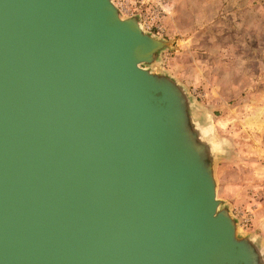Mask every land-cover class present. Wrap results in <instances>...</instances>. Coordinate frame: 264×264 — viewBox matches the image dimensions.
Returning a JSON list of instances; mask_svg holds the SVG:
<instances>
[{
    "label": "water",
    "instance_id": "1",
    "mask_svg": "<svg viewBox=\"0 0 264 264\" xmlns=\"http://www.w3.org/2000/svg\"><path fill=\"white\" fill-rule=\"evenodd\" d=\"M168 46L113 0H0V264H264L189 94L148 69Z\"/></svg>",
    "mask_w": 264,
    "mask_h": 264
},
{
    "label": "rangeland",
    "instance_id": "2",
    "mask_svg": "<svg viewBox=\"0 0 264 264\" xmlns=\"http://www.w3.org/2000/svg\"><path fill=\"white\" fill-rule=\"evenodd\" d=\"M113 1L169 43L148 69L189 94L217 198L264 254V0Z\"/></svg>",
    "mask_w": 264,
    "mask_h": 264
},
{
    "label": "bare ground",
    "instance_id": "3",
    "mask_svg": "<svg viewBox=\"0 0 264 264\" xmlns=\"http://www.w3.org/2000/svg\"><path fill=\"white\" fill-rule=\"evenodd\" d=\"M65 21H67V22H69L66 18H64V17H62ZM72 25V26H71ZM71 25H68V27L70 28V29H72V27L74 28L75 27V24L74 23H71ZM76 28V27H75ZM74 28V29H75ZM74 71V74H76V75H78L79 74V72H78V70L77 69H73ZM69 82L71 83V84H73V85H75V90H76V92L79 94V96L85 101V102H88L89 103V106H90V108H91V101H92V103H93V95H92V93L91 92H89L84 86H82L80 83H78L76 80H75V78L74 77H71L70 79H69ZM89 113H90V116H91V118H92V121H93V123L96 125L97 123H98V118H97V115H96V112L95 111H93L92 110V108H91V110H89ZM101 132V131H100ZM100 135H102L103 137H104V135H103V133L101 132L100 133ZM108 172L110 173V174H115V172H117V170L116 169H113V168H108Z\"/></svg>",
    "mask_w": 264,
    "mask_h": 264
}]
</instances>
